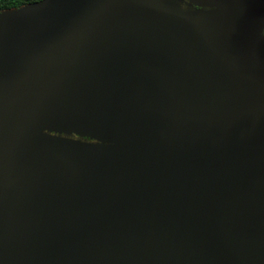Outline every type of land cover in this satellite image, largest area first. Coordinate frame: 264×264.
Returning a JSON list of instances; mask_svg holds the SVG:
<instances>
[{
  "label": "water",
  "instance_id": "obj_1",
  "mask_svg": "<svg viewBox=\"0 0 264 264\" xmlns=\"http://www.w3.org/2000/svg\"><path fill=\"white\" fill-rule=\"evenodd\" d=\"M264 0L0 12V264H264Z\"/></svg>",
  "mask_w": 264,
  "mask_h": 264
},
{
  "label": "trees",
  "instance_id": "obj_2",
  "mask_svg": "<svg viewBox=\"0 0 264 264\" xmlns=\"http://www.w3.org/2000/svg\"><path fill=\"white\" fill-rule=\"evenodd\" d=\"M40 1L42 0H0V12L4 10L18 9Z\"/></svg>",
  "mask_w": 264,
  "mask_h": 264
},
{
  "label": "flooded vegetation",
  "instance_id": "obj_3",
  "mask_svg": "<svg viewBox=\"0 0 264 264\" xmlns=\"http://www.w3.org/2000/svg\"><path fill=\"white\" fill-rule=\"evenodd\" d=\"M262 34L264 35V28H263Z\"/></svg>",
  "mask_w": 264,
  "mask_h": 264
}]
</instances>
